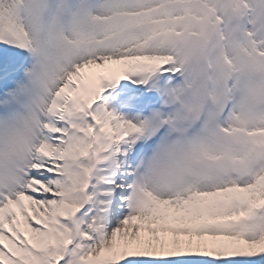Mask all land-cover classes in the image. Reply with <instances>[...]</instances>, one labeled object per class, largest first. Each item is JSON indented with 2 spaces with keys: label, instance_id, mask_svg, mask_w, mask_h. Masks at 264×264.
<instances>
[{
  "label": "snow or ice",
  "instance_id": "obj_1",
  "mask_svg": "<svg viewBox=\"0 0 264 264\" xmlns=\"http://www.w3.org/2000/svg\"><path fill=\"white\" fill-rule=\"evenodd\" d=\"M0 44L34 60L19 85L0 67V264H264V0H0ZM156 74L224 117L226 143L198 145L222 181L136 182L124 146L148 125L100 101Z\"/></svg>",
  "mask_w": 264,
  "mask_h": 264
},
{
  "label": "clouds",
  "instance_id": "obj_2",
  "mask_svg": "<svg viewBox=\"0 0 264 264\" xmlns=\"http://www.w3.org/2000/svg\"><path fill=\"white\" fill-rule=\"evenodd\" d=\"M189 77L181 76L178 83L169 85L164 93L163 107L170 113H157L154 117L157 131H167L139 164L136 182L153 191L169 194L177 189L195 185L210 186L222 181L209 165L200 161L198 145L207 142L213 148H221L226 140L219 132L224 117L209 120V113L215 112L210 105L204 115L197 119L189 117L188 109L199 101L196 92L188 90ZM203 88V85L200 86ZM234 105L229 104L231 110ZM174 122V123H173ZM9 186L6 170L0 169V187Z\"/></svg>",
  "mask_w": 264,
  "mask_h": 264
},
{
  "label": "rangeland",
  "instance_id": "obj_3",
  "mask_svg": "<svg viewBox=\"0 0 264 264\" xmlns=\"http://www.w3.org/2000/svg\"><path fill=\"white\" fill-rule=\"evenodd\" d=\"M4 48L5 45L0 44V61H3V59L1 58V51H3ZM8 48H10V46ZM19 57L21 59L23 58V56L21 55H14L11 58H14L13 60H15ZM8 61L9 59L6 60L5 65L9 64ZM10 64L15 65L14 63ZM31 66L32 65L25 68V66H20V64H16L15 67H17L23 75L24 73H27L29 70H31ZM18 74L20 75V72ZM132 78L135 80V82L140 81L138 76H134ZM179 80V77L173 79L170 75L167 74H156L151 78V81H149V83L144 88H142L139 93H136L134 98L129 102L124 99V97L121 95L122 92L126 93L131 89L130 82H127V80L120 81L116 87L107 90L103 94L100 104L102 106L107 107L109 111L113 112L115 115L121 117L122 119L130 121L132 123H137L139 125H148V130L143 135L139 137L133 136L131 138L132 144L139 143L141 145V149L139 151L131 152L130 157H125L126 163L131 165L134 169H137L140 162L145 158V156L150 154L151 149L157 143L155 136L161 137L167 131L166 128L159 129V131H157L154 117L157 113H170L171 111L170 109H166L163 107L164 94L160 98H153V100L158 101L150 103L147 108H145L146 105L141 102L145 98L146 93H148L149 91L165 90L166 92L169 85H174L175 83H178ZM16 82H18V84L24 83L21 77L16 79ZM150 106H152L153 110H151ZM142 110L147 111V113L142 112ZM125 146H128V144H126ZM120 219H122V217L119 216L117 207L114 205L110 220H115V223H110V227L117 226Z\"/></svg>",
  "mask_w": 264,
  "mask_h": 264
},
{
  "label": "bare ground",
  "instance_id": "obj_4",
  "mask_svg": "<svg viewBox=\"0 0 264 264\" xmlns=\"http://www.w3.org/2000/svg\"><path fill=\"white\" fill-rule=\"evenodd\" d=\"M8 47H9L8 45H5L4 50L1 51V58L3 59V61H0L1 67L5 66V62H6L7 59H9L8 63L9 64L10 63H14L15 64L14 66H16V64H20V66H25V68L30 66V65L33 66L34 60H33V58L31 57V55L28 52H26V51H24L22 49H19V48L13 49V47H11V46H10V48H8ZM19 54L21 56H23L22 59L20 57L15 59V60H13L14 58H11L14 55L20 56ZM32 66H31V68H32ZM21 73H20V75L17 76V79L21 77L23 79L24 83H26L27 82L26 73H24L23 75ZM138 78L140 79V81L144 79V77H142V76H138ZM151 78L148 79L147 83H140V81L139 82H135V80L133 78L128 79L127 82L128 81L130 82L131 89H130V91H127L126 93L122 92L121 95L128 102L131 101L134 98L135 94L139 93L140 90L142 88H144L149 83V81H151ZM15 84L19 85L18 82H16V81H15ZM164 93H165V90L149 91L148 93H146L145 98L143 99V101L141 103L145 104L146 105L145 108H147V106H149L150 103L158 101V100H153V98H160ZM150 108H151V110H153L152 106H150ZM20 110H22V109H20ZM0 118H6V116L0 117ZM134 124H137V123H134ZM137 125H139V124H137ZM160 138H161L160 136H155V139L157 140V142L159 141ZM140 149H141V145L139 143L138 144L137 143L136 144H132L130 142L128 144V146H125L124 151L126 152V157H130L131 156V152H134V151L137 152Z\"/></svg>",
  "mask_w": 264,
  "mask_h": 264
}]
</instances>
